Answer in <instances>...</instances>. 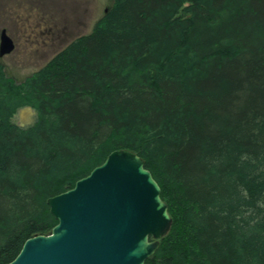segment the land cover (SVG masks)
Segmentation results:
<instances>
[{"label":"trees","instance_id":"1","mask_svg":"<svg viewBox=\"0 0 264 264\" xmlns=\"http://www.w3.org/2000/svg\"><path fill=\"white\" fill-rule=\"evenodd\" d=\"M116 149L172 217L145 264H264V0H114L21 82L0 60V264Z\"/></svg>","mask_w":264,"mask_h":264},{"label":"water","instance_id":"2","mask_svg":"<svg viewBox=\"0 0 264 264\" xmlns=\"http://www.w3.org/2000/svg\"><path fill=\"white\" fill-rule=\"evenodd\" d=\"M14 48L3 28L0 56ZM48 204L58 223L28 238L7 264H145L172 224L159 183L129 149L112 151Z\"/></svg>","mask_w":264,"mask_h":264},{"label":"rangeland","instance_id":"3","mask_svg":"<svg viewBox=\"0 0 264 264\" xmlns=\"http://www.w3.org/2000/svg\"><path fill=\"white\" fill-rule=\"evenodd\" d=\"M114 0H0V35L3 28L15 40V48L0 60L7 72L21 82L45 65L57 52L82 34L93 30L96 22ZM20 106L11 121L22 126L27 122Z\"/></svg>","mask_w":264,"mask_h":264},{"label":"clouds","instance_id":"4","mask_svg":"<svg viewBox=\"0 0 264 264\" xmlns=\"http://www.w3.org/2000/svg\"><path fill=\"white\" fill-rule=\"evenodd\" d=\"M35 115L34 109L32 108H24L21 112V116L24 117V122H27L28 117Z\"/></svg>","mask_w":264,"mask_h":264},{"label":"flooded vegetation","instance_id":"5","mask_svg":"<svg viewBox=\"0 0 264 264\" xmlns=\"http://www.w3.org/2000/svg\"><path fill=\"white\" fill-rule=\"evenodd\" d=\"M108 9H109V8H107L106 11H107ZM106 11H105V12H106ZM9 35H10V34H9ZM10 36H11V35H10ZM11 37H12V36H11ZM12 38H13V37H12ZM13 40H14V38H13ZM14 42H15V40H14ZM0 57H2V56H0Z\"/></svg>","mask_w":264,"mask_h":264},{"label":"bare ground","instance_id":"6","mask_svg":"<svg viewBox=\"0 0 264 264\" xmlns=\"http://www.w3.org/2000/svg\"><path fill=\"white\" fill-rule=\"evenodd\" d=\"M148 169V168H147ZM78 181V180H77ZM73 188V187H72Z\"/></svg>","mask_w":264,"mask_h":264}]
</instances>
